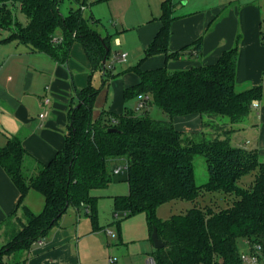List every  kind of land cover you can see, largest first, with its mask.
<instances>
[{
  "label": "trees",
  "instance_id": "trees-1",
  "mask_svg": "<svg viewBox=\"0 0 264 264\" xmlns=\"http://www.w3.org/2000/svg\"><path fill=\"white\" fill-rule=\"evenodd\" d=\"M61 1L0 0V29L10 31L3 40H17L62 62L71 43L79 40L93 65L106 72L109 68L103 60L110 53L109 37L94 28L93 15H84L82 6L87 0H75L80 6L72 7L68 14L61 11ZM16 4L26 15V23L13 11ZM174 7L173 0L162 1L163 25L147 56L168 51ZM57 28L63 32L59 44L54 41ZM201 41L195 42L197 49ZM237 51L233 47L213 64L182 70L171 71L166 65L148 70L140 64L134 66L140 81L125 89V98L149 95L144 107L153 102L169 114L168 120L131 109L119 115L102 112L95 117L94 103L100 88L89 84L78 89L75 85L78 101L70 110L66 144L50 161L39 163L34 173H25L29 154L22 140L16 135L8 137L0 146V166L19 188V203L33 188L43 194L45 205L38 213L23 206L29 220L0 248V262L5 254L27 250L71 206L84 205L94 228H99L98 197L92 190L105 188L115 179L129 184L127 194L114 197L116 212L126 217L145 212L151 235L156 227L165 242L164 247L152 252L155 264H246L238 245L241 237L246 238L250 252L257 253L259 262L264 261V161L253 149L232 146L228 138L185 139L173 123L174 116L189 113L220 114L234 122L250 111L262 88L236 91ZM197 153L205 156L209 173L208 181L202 184L195 178L193 156ZM118 157L127 158V168L116 177L110 160ZM252 172L253 184L240 185L239 180ZM205 191H222L236 199L217 210L194 206L166 219L158 216L162 203L176 198L196 200Z\"/></svg>",
  "mask_w": 264,
  "mask_h": 264
},
{
  "label": "crops",
  "instance_id": "crops-1",
  "mask_svg": "<svg viewBox=\"0 0 264 264\" xmlns=\"http://www.w3.org/2000/svg\"><path fill=\"white\" fill-rule=\"evenodd\" d=\"M105 1L109 5L110 17L116 19L115 25L122 24L117 32L135 31L124 44L121 36H115L112 40L111 33L103 34L93 25L102 36L109 37V56L112 44L123 48L118 55H114L112 62L127 60L135 48L143 51L135 57L136 63L126 68L121 66V69H115L114 63H107L109 56L105 62L109 68L106 72L101 66L93 65L79 40L71 43L68 57L62 62L45 52L34 51L17 40H3L8 35L0 37V146L7 142L8 137L18 136L29 154L24 167L29 165L30 172H34L39 163L50 161L66 144L71 122L70 110L78 101L75 85L78 89L89 84L100 88L94 103L95 117L102 112L119 115L129 109L137 113L142 95L126 99L124 94L127 87L140 81L139 75L132 69L134 66L140 64L143 70L165 65L169 70L188 69L213 64L225 50L237 47L236 91L260 86L262 94L252 100L246 115L234 122L230 120L224 129L227 134L223 131V135L219 136L228 138L232 146L255 150L259 160L264 161V0H173L174 19L170 26L168 51L150 56L146 55L147 49L163 25L160 20L163 0H149L153 10L143 8L137 21L132 23L128 22L126 13L132 8L133 0L123 11L118 8L116 0ZM96 2H93L91 9V15L96 19L95 25L103 16ZM16 6L20 9L19 4ZM19 19L27 22V18ZM3 31L5 29H0V32ZM55 37L63 38V32ZM199 38L202 41L197 49L195 42ZM192 44L194 47L190 48ZM122 53H126L124 58H120ZM97 79L101 80L99 87L95 85ZM237 85L241 89L238 90ZM46 96L50 97L47 104L44 103ZM255 102L259 103L258 107L253 106ZM152 104L149 101L146 109ZM42 112H46L43 117L40 116ZM173 123L187 137L204 128L201 113L176 115ZM126 163V157L110 160L112 170ZM119 182L115 179L105 188ZM121 182L128 185L121 191L94 193L92 190V194L98 197L99 228H94L84 205L81 208L71 206L46 234L33 240L27 250L19 254H5L0 264H10L11 256L12 264H118L120 260L121 264H126V255H130L128 243L132 239L125 230L122 232L120 222L116 221L114 202L116 195L129 192L128 182ZM20 197L19 188L0 166V248L7 242V220L23 206L36 213L44 208V196L33 188L29 189L22 203H19ZM114 223L119 225L117 233L109 229ZM110 237H118L126 247L114 249ZM154 249L155 246L151 249L148 243L142 246L143 255L137 264H149ZM117 251L122 255L121 259L114 255ZM5 256L9 257L8 261H4Z\"/></svg>",
  "mask_w": 264,
  "mask_h": 264
},
{
  "label": "rangeland",
  "instance_id": "rangeland-1",
  "mask_svg": "<svg viewBox=\"0 0 264 264\" xmlns=\"http://www.w3.org/2000/svg\"><path fill=\"white\" fill-rule=\"evenodd\" d=\"M96 1V0H94ZM93 0H88L86 6L83 8L84 15L86 17L91 16L92 12V5H93ZM133 5L132 8H129L127 13H126V18L128 22L132 23L133 21H137L138 16L141 14L142 9L144 8L145 10H153V7L149 5V0H133ZM117 6L120 9V11L126 10L128 8V4L130 3V0H116ZM96 4L97 9L102 10V18L101 20L95 25L93 24L96 29H98L101 33L105 34L107 32L112 34V40L114 39L115 36H121L123 39L124 44L126 43L128 36L132 35L135 31H130V32H125L121 33L120 31L117 32L118 30H121L122 24L119 23V25H115L116 19L110 17V9L107 1L105 0H97ZM80 4L76 2L75 0H62L60 2V7L61 11L64 14H68L70 9L72 7H78ZM12 9L15 12V14L23 19H26V15L20 11L18 7L15 5H12ZM130 25V24H129ZM263 27H264V20H263ZM62 29L57 28L55 35L59 36L61 34ZM10 33L9 30L0 32V37L6 36ZM59 38V37H58ZM194 44L191 45L190 48H193ZM132 48V47H131ZM123 49L121 47L115 46V44H112V52L108 58V64H115V69H121V66H124V68L128 67L129 65H132L135 62V57L137 55H141L143 53L142 50L135 48V50H132V53L130 57L127 60H124L122 62L120 61H113L114 55H118V52ZM144 55V54H143ZM134 61V62H133ZM112 62V63H111ZM171 71H174L175 69H170ZM96 86L101 85V80L97 79L95 82ZM237 89H241L240 86L237 85ZM97 107V103H96ZM140 108L138 111V114H143L144 112L148 111V113L157 119H164L168 120L170 116L168 113L164 112L160 107H158L155 104L149 105L148 108ZM230 123V118L227 116L223 115H213V116H208L207 114H203V131L197 132L194 134H191V136L187 137L183 134V137L185 139L190 138V140L193 141H200L201 139L205 138H212L214 136H219L223 135L224 133L227 134V130L225 131L224 129L228 126ZM193 164L195 168V175H196V181L198 184H202L208 181L209 179V173H208V168H207V162L206 158L202 153H197L195 154L193 158ZM27 167V168H26ZM39 167V166H38ZM37 167V168H38ZM25 173L26 174H31L34 172H30V166H25L24 167ZM255 177V173H249L247 175H244L240 180L239 184L243 185L245 187H249L253 184ZM126 186L128 187L127 183L119 182L117 184L113 183L110 185L108 188H98L93 190L94 193H99L104 190L106 191H111V190H116V191H121V189ZM35 192L43 196L41 192L38 190L34 189ZM122 193V192H120ZM236 199L235 195L233 194H226L222 191H205L203 195L199 196L196 200H188V199H182V198H176L170 201H167L165 203H162L161 205L158 206L157 208V214L159 217L166 219L169 218L172 214L175 213H184L188 209L194 207V206H199V207H212L214 209H221L224 207H228L233 204V201ZM98 202V201H97ZM116 221L120 222V227L122 232H126L128 236L131 237L132 241L128 243L129 246V251L130 255H126V264H137L138 260L140 257L143 255V252L141 250L142 246H146V243L152 248H154V243L152 239V235L150 233V229L148 226V221L146 217L145 212H139L137 214H133L130 216H123L121 215L120 217H115ZM29 216L25 212L24 207L21 208V210L17 213H15L11 219L7 220L5 223L6 228H7V238L5 239L8 241L12 235L20 230L23 225L28 222ZM125 227V229L123 228ZM116 233L119 232V225L117 223H114L113 225H110V228ZM0 237H2L0 235ZM110 240L113 241L112 246L114 249L119 248L122 250L125 246V244L121 243L120 239L117 237H110ZM1 245V244H0ZM238 245L241 250V252L245 253H250V248L249 244L247 243L246 238H238ZM118 246V247H117ZM19 254V252H17ZM116 254L117 257L122 258V255H120L119 251L114 253ZM113 255V253H112ZM13 256L10 258L5 256L3 259L4 261H8L9 258V263L12 264L13 262ZM118 264H121V260ZM250 264V263H246ZM257 264H264V261L259 262Z\"/></svg>",
  "mask_w": 264,
  "mask_h": 264
},
{
  "label": "built area",
  "instance_id": "built-area-1",
  "mask_svg": "<svg viewBox=\"0 0 264 264\" xmlns=\"http://www.w3.org/2000/svg\"><path fill=\"white\" fill-rule=\"evenodd\" d=\"M84 8V6H82V9ZM63 38H58V37H55L54 38V41L55 42H62ZM126 56V53H122L120 58H124ZM149 98V95L147 94H144L142 95L141 99H140V102L138 103V108H143L146 104V100ZM50 102V97L46 96L44 98V103L47 104ZM253 106L255 107H258L259 106V103L258 102H255L253 104ZM46 112H42L40 113V116L43 117L45 116ZM127 168V163L125 165H117L113 171L115 173H118V172H121L123 171L124 169ZM124 215V214H123ZM116 217H120V214H116ZM259 247V246H258ZM241 257L242 259L246 262V263H250V264H257L259 263V257L257 255V253L255 252H250V253H245V252H241ZM149 264H155V260L153 257H151L149 259Z\"/></svg>",
  "mask_w": 264,
  "mask_h": 264
},
{
  "label": "water",
  "instance_id": "water-1",
  "mask_svg": "<svg viewBox=\"0 0 264 264\" xmlns=\"http://www.w3.org/2000/svg\"><path fill=\"white\" fill-rule=\"evenodd\" d=\"M103 62H106V58H104ZM116 128H110V130H115ZM152 239L154 242V246L155 248H161L165 246V242L159 237L158 235V230L155 227L153 232H152Z\"/></svg>",
  "mask_w": 264,
  "mask_h": 264
}]
</instances>
